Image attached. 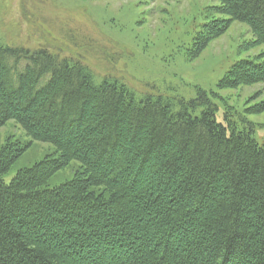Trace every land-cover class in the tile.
I'll return each mask as SVG.
<instances>
[{"label":"trees","instance_id":"trees-1","mask_svg":"<svg viewBox=\"0 0 264 264\" xmlns=\"http://www.w3.org/2000/svg\"><path fill=\"white\" fill-rule=\"evenodd\" d=\"M218 1L227 18L204 25L198 51L232 21L264 47V0ZM259 57L219 87L264 80ZM215 111L203 90L175 109L46 48L0 43V127L30 137L0 147V264H264V143ZM32 141L55 151L6 183ZM72 160L73 177L49 187Z\"/></svg>","mask_w":264,"mask_h":264},{"label":"rangeland","instance_id":"rangeland-1","mask_svg":"<svg viewBox=\"0 0 264 264\" xmlns=\"http://www.w3.org/2000/svg\"><path fill=\"white\" fill-rule=\"evenodd\" d=\"M218 5V0H0V43L46 48L86 66L96 82L118 80L137 99L163 96L175 109L203 90L216 106L218 122L228 130L252 129L256 141L264 143V80L219 87L235 62L263 59L264 47L253 42L248 25L232 21L197 49L201 41L195 37L204 25L227 18L216 13ZM9 139L26 143L30 137L9 120L0 127V147ZM54 151L50 143L32 141L4 181ZM78 166L72 160L49 179V187L71 179Z\"/></svg>","mask_w":264,"mask_h":264}]
</instances>
